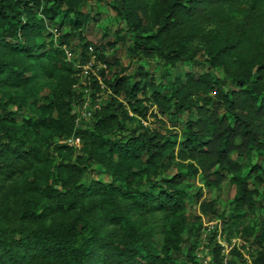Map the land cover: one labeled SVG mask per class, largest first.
<instances>
[{
  "label": "trees",
  "instance_id": "16d2710c",
  "mask_svg": "<svg viewBox=\"0 0 264 264\" xmlns=\"http://www.w3.org/2000/svg\"><path fill=\"white\" fill-rule=\"evenodd\" d=\"M83 2L0 0V79L17 77L4 60L3 46L22 55L39 51L51 59L45 68L53 73L57 89L42 123L47 145L62 154L45 181L33 180V190L19 199V215L25 221L7 239L0 235V264H91L93 259L135 264L137 256L157 264L161 259L156 245L121 214L118 198L140 212L158 209L171 217L189 193L185 178L195 176L208 187L218 189L226 182L232 188L229 216H239L255 198L264 197V0H109L130 35L126 54L134 59L131 70L118 57L105 54L121 36L98 42L86 38L84 28L94 17L82 10ZM40 31L48 37L47 46L35 41ZM75 45L78 66L65 53ZM197 50H202L204 69L187 70L165 85L138 62L156 56L172 67L192 61ZM87 63L85 94L74 83L80 85V66ZM95 75L102 96L88 119L75 120L73 106L86 95L93 101L100 90ZM179 114L186 115L180 131L164 126V117ZM10 129L0 117V155L27 159L25 150L14 144L3 153V138L10 136ZM68 136H78L79 145L62 141ZM78 160L100 165L109 179L77 183ZM66 168L72 172L67 174ZM92 193H99L109 219L124 230L118 246L105 244L98 222L75 213L80 198ZM192 194L200 214L225 221L212 200L199 199V187ZM66 209L74 212L69 222L59 215ZM200 214H195L198 222ZM226 228L228 239L234 233L228 224ZM207 239L210 259L221 263L220 243L212 233ZM252 241L255 248L246 252L249 264H264V227ZM181 242L178 226L171 225L160 246L164 254L177 252ZM185 249L187 260L193 261L192 247ZM229 252L245 260L236 247ZM226 261L232 264L231 258Z\"/></svg>",
  "mask_w": 264,
  "mask_h": 264
},
{
  "label": "rangeland",
  "instance_id": "374dc122",
  "mask_svg": "<svg viewBox=\"0 0 264 264\" xmlns=\"http://www.w3.org/2000/svg\"><path fill=\"white\" fill-rule=\"evenodd\" d=\"M109 0H84L81 5L82 10L90 12L94 20L89 21L84 32L86 38L91 42L113 40L115 34L121 39L113 48H108L105 52L107 58L118 57L123 64H128L131 70L134 59L126 54V46L130 41L129 33L123 29L122 21L115 15L108 5ZM54 25L51 24V29ZM43 31L35 35V41L40 45L47 46L48 37ZM75 38L72 43L75 44ZM68 58L77 61L78 48L72 47ZM22 55L18 51L7 46L2 47V55L11 71L17 74L16 79H0V117L11 127L10 136L3 138L6 143L3 145V153L11 151L12 144L18 149H24L27 159L12 158L7 159L0 155V235L8 238L16 229L18 224L24 223V218L20 217L18 202L21 197L26 196L33 190V180L45 181L46 176L52 171V167L60 160L61 155L53 152L47 145L45 127L42 123L43 117L48 114V100L52 98L57 89V81L53 73L49 74L45 66L51 59L43 54ZM140 62L153 76L154 80L161 85L168 83L175 75L183 77L187 70L195 72L204 69L205 62L202 50H197L192 61H178L174 66L169 67L167 63L156 56L141 58ZM30 66L31 69H28ZM79 76L85 78V67L80 66ZM61 72H63L61 70ZM216 76L221 74L213 70ZM19 76V78H18ZM17 81V82H16ZM228 85L225 82V86ZM73 106V105H72ZM77 106H73V110ZM185 114L178 116L164 117V126L172 127L177 132L182 128ZM157 124L156 122H153ZM174 125H173V124ZM34 146V150H29ZM7 149V150H6ZM1 153V152H0ZM255 161L262 163L260 158ZM80 164V173L76 176L77 183L87 184L91 180H108L109 174L102 167L93 162L76 161ZM67 174L71 173V168H66ZM190 183L189 193L184 199L182 209L174 216L166 217L160 210L151 212H140L132 209L125 198H118L117 204L121 208V214L133 224L143 239L156 245L157 254L161 261L157 264H221L215 263L209 256L208 236L213 234L214 240L229 241L230 237H235L234 244L239 247V251L245 260L234 253L226 252L227 258L232 259V264H249L246 252H251L255 248L252 236L264 227V197L262 195L255 198L251 208H245L239 216H229V200L232 188L223 182L220 188L205 186L197 176L187 177ZM57 186V184H53ZM196 187L201 190L199 199H210L214 203L217 212L222 213L225 221L221 217L200 214L193 192ZM99 193L83 195L79 200V205L75 207L82 219L89 222H98L104 232L102 238L105 244L114 247L118 246L121 239L125 238L124 230L120 223L109 219V215L102 208L99 201ZM195 214H200L199 222L195 220ZM66 222H69L74 215L71 209H66L59 214ZM199 223V225H198ZM35 222H32V225ZM226 224L234 235L228 239ZM171 225H177L181 236V249L177 252H167L164 254L161 248V239L165 231ZM245 227L244 232L242 228ZM239 232V233H238ZM189 245L194 252V260L189 261L185 256V248ZM246 248V249H245ZM141 254H144L141 252ZM135 264H150L142 257L133 259ZM91 264H101L100 260L93 259Z\"/></svg>",
  "mask_w": 264,
  "mask_h": 264
},
{
  "label": "built area",
  "instance_id": "2783aa9c",
  "mask_svg": "<svg viewBox=\"0 0 264 264\" xmlns=\"http://www.w3.org/2000/svg\"><path fill=\"white\" fill-rule=\"evenodd\" d=\"M89 50H91V47H89ZM65 53H66V56L68 57V55H70V51H67L65 49ZM93 60V53L90 54V58H89V61L92 62ZM81 66H84L85 68H88V63L87 64H82ZM97 66L98 67H102L105 71H106V67H105V64L102 63V62H98L97 63ZM92 73L94 74V72L92 71ZM95 78H96V81L98 83H100V90H97L94 92V98H93V101H90L89 97L86 95H84V99L80 102V104L78 105H75L74 107L77 106V110L75 109V120H79V119H88L89 116H90V109L94 106H97L98 105V101L100 99V97L102 96L101 94L103 93L102 91V84L100 82V79L97 75H95ZM79 82H80V85H78V83H74V86H80L81 90L86 94L87 92V84H86V80L84 78H81L79 76ZM62 141L68 143V144H73V145H76L78 146L79 145V137L78 136H68L66 138H64ZM234 239L235 237H230L229 241H221L220 239H217L216 241L218 243H220L221 245V248H220V254L222 255V259H221V264H227V256H226V252L227 250H229L231 247H236V249L239 250V247L234 244ZM249 263H250V260L248 259Z\"/></svg>",
  "mask_w": 264,
  "mask_h": 264
}]
</instances>
